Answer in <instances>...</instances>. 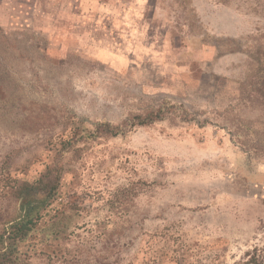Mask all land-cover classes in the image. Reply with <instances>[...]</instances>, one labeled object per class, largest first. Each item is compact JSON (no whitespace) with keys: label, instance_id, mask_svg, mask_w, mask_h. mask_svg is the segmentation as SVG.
Instances as JSON below:
<instances>
[{"label":"rangeland","instance_id":"rangeland-1","mask_svg":"<svg viewBox=\"0 0 264 264\" xmlns=\"http://www.w3.org/2000/svg\"><path fill=\"white\" fill-rule=\"evenodd\" d=\"M263 53L264 0H0V230L19 213L10 189L63 134L168 101L187 122L65 155L50 209L72 218L69 237L27 264H236L264 249V157L231 125L264 130L261 99L240 92Z\"/></svg>","mask_w":264,"mask_h":264},{"label":"trees","instance_id":"trees-1","mask_svg":"<svg viewBox=\"0 0 264 264\" xmlns=\"http://www.w3.org/2000/svg\"><path fill=\"white\" fill-rule=\"evenodd\" d=\"M235 50H239L238 46L232 51ZM257 53L262 56L259 50ZM252 58L256 68L248 84L249 88L245 90V83L240 86L241 99L253 98L251 95H256L258 100L261 99L260 106L264 109V53L263 58L254 54ZM3 95L4 89L0 86V106L8 103ZM188 115L190 114L181 106L164 101L157 108L132 115L117 125L97 122L90 128L76 126L70 129L67 135L63 134L59 148L52 154L51 163L45 166L43 173L32 182H15L10 189V195L19 204V213L5 222L0 230V264H27L37 252L50 259H58L53 252L47 254L40 247L44 246L47 249L59 247L60 242L64 241L60 237L62 235L69 237V224L72 218L61 210H56L51 215L53 210L50 209V205L57 198L65 173L62 164L65 155L77 152L79 150L77 146L81 143L122 136L135 127H147L164 120L184 123L187 122ZM27 118L33 117L28 114ZM233 119L231 125L235 128L234 134L236 140L241 143V150L244 153H252L255 158H263L264 130L260 131L255 122L243 117ZM207 124L209 123H197L200 127ZM236 264H264V249L254 247Z\"/></svg>","mask_w":264,"mask_h":264}]
</instances>
